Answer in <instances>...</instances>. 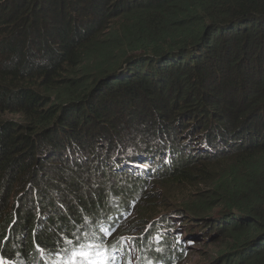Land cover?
<instances>
[{
  "label": "trees",
  "instance_id": "1",
  "mask_svg": "<svg viewBox=\"0 0 264 264\" xmlns=\"http://www.w3.org/2000/svg\"><path fill=\"white\" fill-rule=\"evenodd\" d=\"M217 68L227 70L218 94L230 85L243 92L235 104L211 109L219 113L204 106L214 102L206 82ZM116 110L143 120L153 112L156 131L142 127L145 138L159 133V140L170 129L163 118L216 120L209 140L224 145L222 153L193 164L170 134L173 157L157 172L158 187L195 181L209 188L161 217L197 214L219 199L221 215L202 227L226 237L220 259L264 264V0H0V261L44 264L39 255L58 253L65 262L76 237L102 244L118 209L136 199L143 198L140 215L123 228L152 215L132 163L165 149L137 147L144 138L135 132L144 131L127 134L133 121L122 128L104 121ZM92 136L99 149L89 146ZM112 234L114 242L127 240ZM150 242L137 244L141 253L155 255Z\"/></svg>",
  "mask_w": 264,
  "mask_h": 264
},
{
  "label": "rangeland",
  "instance_id": "2",
  "mask_svg": "<svg viewBox=\"0 0 264 264\" xmlns=\"http://www.w3.org/2000/svg\"><path fill=\"white\" fill-rule=\"evenodd\" d=\"M254 57L255 55H253V53L249 54V61L252 66H254L253 65ZM217 71L218 73L217 72L214 73L213 78H210L206 82L207 85H212L214 89L210 91L213 95L214 102L204 104V106L209 111H213L211 109H216V108L224 107L228 105L227 104L228 101H230L231 105H233L238 101V98H240V95L243 94V92L240 89H237L235 85H230V87H228L227 94H224V95L220 93L218 94L217 89L221 88L219 86L218 80L222 74L225 76L226 74L225 72H227V70L221 71L220 68H217ZM230 71L232 72L233 70H230ZM199 88L205 91H209V89H205L202 86H199ZM171 90L175 91L173 87L171 88ZM200 96H197V97L195 96L196 98L194 97V100L196 101V103H199ZM195 101H192L189 104L194 103ZM181 106L182 105L174 106L176 107L175 109H179L178 114L182 112ZM191 106H196V105L191 104ZM146 110H149L150 111L149 114H151L150 109L147 108ZM213 112L219 113V111H213ZM114 114L115 116H112L111 119L104 120V121L109 122L110 124H117L118 122L122 121L119 125L117 124L116 126L117 128L124 127L127 124L126 122H129V121H133V123L137 124V126H134L135 129L133 131L131 128H128V129L126 128L127 134L135 132L137 130V127H142V125L150 124L153 126V129H155V131L157 127L159 126L158 120L156 119V116L153 112H152V117L145 119V120H143L145 118V114L140 115V119H137V118L132 119L131 116L134 115V113L131 115L128 114V116L125 115L123 117L121 112H118V110H116ZM162 121L164 122L163 125H166V126L169 125L170 129L165 130V132L161 134V140H159L160 138L159 133L155 134L154 136L145 138V136L149 134L148 133L149 128L147 129L145 127H142L144 133H141L140 131L141 129L137 130L138 132H135L136 134H138V136L144 138V141L140 140V142L137 144V147H139L140 145V147L146 148L145 146H142V145H145L148 142H152L150 143L151 145H156L160 147L161 149L164 148L165 150H167L168 146L166 145V142H170V137H171L170 134L172 133L174 134L173 137L176 140L180 139V141L184 142V139H181V135L182 133H185L187 129L190 128L192 125H195V132L205 131L208 136H209L210 130L214 129V127L211 129L213 120L209 119L207 125H204L205 129L203 130L202 127L198 125L200 124L198 122V119L193 118V116L185 115V114L182 116L181 120L180 119L177 120L178 123L176 125H175L176 122H174V120L172 119L169 120L168 117L163 118ZM118 136L119 135H117V137ZM190 136L195 137V135L193 134ZM99 140L101 139L97 138L96 136L94 137L92 136L91 141H88V144L90 147L92 145H96V146L98 145L97 148L99 149L101 145L99 143L100 142ZM213 144H214V147L208 144H205V146L199 149L198 151L201 152L202 156L212 155L214 157L219 152V149L225 147L224 145H220L218 149V145L216 143H213ZM214 149H216V151H214ZM196 150L192 149L190 150V152L187 153V155L183 154L182 156L183 159H187L191 164H193L197 157ZM203 163H199V164H203ZM214 171L211 170L212 175ZM157 177H158L157 174L147 175L140 182V185H142L143 189H145V191L151 194V196H148V197L150 199L149 200L150 201L149 206L151 207L150 211L152 210L149 213H152V215L147 217L144 220V223L141 225L143 221V218H142L141 223H140L141 226L138 225V227H135V229L126 230V228H123L124 224L129 223V221H132V219L137 218L140 215L138 206L141 203L140 199H143V198L136 199V201L132 203H128L127 205L124 206V208L122 209V211H124V214L119 218V221L115 226V231L117 233L122 234V236L129 238L132 242L135 243V245L140 244L141 242L140 239L144 237L143 233L147 231L150 225L152 226L153 220L158 219L159 217H161V215L165 213L166 209H169L172 207L184 206L185 202H188L189 204L191 203L193 205L195 203L196 198L200 196V194L204 193V191L207 192V189L209 188L208 182L204 184L199 183L198 185L197 182L193 181L192 183L182 184L178 187H175V188L173 187L172 189L168 190L167 188L158 187L159 186L158 182H156ZM155 192H157L156 196H155ZM121 201L122 200L118 202V206H120V204L122 203ZM211 202L212 203L209 205V208L204 209L202 211L200 210L197 214L193 213L194 212L193 209H188L190 213L189 215L187 214L186 216L183 213H182L183 215L179 213L175 214V215L179 214L178 216H175V217L180 220L181 227L183 228V230H185L188 233L189 238L187 237V239H190L191 241L189 242V245L185 247V250L181 252V254L175 255L176 262L170 263V264H225L226 263L225 260H223L222 258L220 259V256H222L224 253L226 254L225 244H224V240H226V237H224L222 234H219L217 237H213L212 229H207V228L202 227L203 226L202 224L204 225L205 223L209 224L210 222H213L221 215V213H219V211L221 210L219 199L215 200L214 202L213 201ZM191 216L194 218H192ZM118 224H122V225L117 226ZM131 224L133 223H130V225ZM198 227L199 229H197ZM175 228H176V222L173 223L172 230H175ZM170 248H172V245L170 246ZM133 258L135 259V257ZM232 261L233 260H231V262ZM231 262L229 264H231Z\"/></svg>",
  "mask_w": 264,
  "mask_h": 264
},
{
  "label": "clouds",
  "instance_id": "3",
  "mask_svg": "<svg viewBox=\"0 0 264 264\" xmlns=\"http://www.w3.org/2000/svg\"><path fill=\"white\" fill-rule=\"evenodd\" d=\"M209 119L213 120V123L211 125L212 126L211 129L213 127H217L216 120L213 117H209L208 120ZM199 126L202 127L203 130L205 129L203 127L204 125L200 124ZM214 129L210 130V133L208 136L205 131L195 132V127H194V131L188 133L186 135V137H184V142L180 143L177 140L178 144H176V145L178 146V148L180 149L182 154L187 155V153L190 152V150H192V149L196 150L197 149L196 150V152H197L196 156H202L201 152L198 150L203 148L205 146V144H208V145L214 147V144L213 143L210 144V140H209V137L215 131ZM192 134L195 135V137L190 136ZM196 139H199L200 141H202V144L201 145L196 144ZM217 141H221V140L217 139ZM216 144L218 145V143H216ZM166 145L169 147L170 143L166 142ZM214 151H216V149H214ZM172 157H173L172 152L168 148H167V150H165V152H160L158 158H156V159H153L151 157H148L146 159L140 157L141 160H140V164H138V166L135 165V163H132V167L134 168V170L137 169L135 177L141 178L140 176H142V174H145V176L157 174V172H159L163 168L164 165L170 164ZM151 163H154V165H151ZM152 167H154V168H152ZM118 212H119V215H118L119 217H121L124 214V211H122V210L118 209ZM178 215L179 214L170 215V216L161 217V218L159 217L158 219L153 220L155 222L152 224V226L151 225L149 226V228H148L149 229V232H148L149 233V235H148L149 239L144 238V239H142L141 242H147V241H150L152 239V242H150V244H146V245H150V249H152L154 251L155 255L147 254V252L141 253L140 252L141 247L139 245H137V244L135 245V243L132 242L129 238L122 236V237L130 240L129 241L130 245L128 246V248H124V251H123L124 254L125 253L127 254V256L124 255L126 258H128V260L126 259V261L129 264L131 263V261L137 262L136 264H152L151 263V256L152 257L154 256V258H156V260H157V264L175 263L176 262L175 255L181 254V252H183L185 250V247H187L189 245V242L191 241L190 239H187V237L189 238L188 233L185 230H183V228L181 227L180 220L175 217ZM175 222H176L175 230H180V231H178L179 232L178 235L176 234L177 236L173 233L175 230H172V225ZM104 223H106V222H104ZM168 223H169L170 227L168 228L166 233H161L158 231V229H160V230L165 229L166 230ZM104 225H107V223ZM105 228H106V226H102L101 232L103 235L105 234V230H104ZM112 233H115V234L117 233L115 231V226L109 230L108 237L106 238V240L102 244H100V243L99 244L103 245V247H110L111 245H114L116 247H121V245L123 244V242H121L122 240H119L118 242H114V236ZM159 235H161L162 237ZM83 237H84V235L82 234V238ZM175 237H177V238H175ZM82 238L76 237L78 244L81 243ZM87 239L88 240L90 239L93 242L98 243V240H95L93 238L89 237ZM184 240H185V242L183 243L182 241H184ZM68 242H69V240H65V243H68ZM186 243H187V245H186ZM142 244L143 243H141V245ZM171 245H172V248H170ZM170 250H171V252H170ZM104 251L106 252L107 250H104ZM55 254H58V253H55ZM55 254H53V255H55ZM133 257H135V259ZM8 262L9 263L10 262L11 263H22V264L24 263L18 257L11 258ZM24 264H26V263H24ZM122 264H126V262H122Z\"/></svg>",
  "mask_w": 264,
  "mask_h": 264
},
{
  "label": "snow or ice",
  "instance_id": "4",
  "mask_svg": "<svg viewBox=\"0 0 264 264\" xmlns=\"http://www.w3.org/2000/svg\"><path fill=\"white\" fill-rule=\"evenodd\" d=\"M74 255L83 256L87 260H90L95 255L99 258L100 264H108L110 259L108 254L102 249V246L96 244L81 245L80 250Z\"/></svg>",
  "mask_w": 264,
  "mask_h": 264
},
{
  "label": "bare ground",
  "instance_id": "5",
  "mask_svg": "<svg viewBox=\"0 0 264 264\" xmlns=\"http://www.w3.org/2000/svg\"><path fill=\"white\" fill-rule=\"evenodd\" d=\"M109 226H111V225H109ZM113 253V252H112ZM113 255H114V253H113Z\"/></svg>",
  "mask_w": 264,
  "mask_h": 264
},
{
  "label": "water",
  "instance_id": "6",
  "mask_svg": "<svg viewBox=\"0 0 264 264\" xmlns=\"http://www.w3.org/2000/svg\"><path fill=\"white\" fill-rule=\"evenodd\" d=\"M112 74H114V73H111L110 75H112Z\"/></svg>",
  "mask_w": 264,
  "mask_h": 264
}]
</instances>
